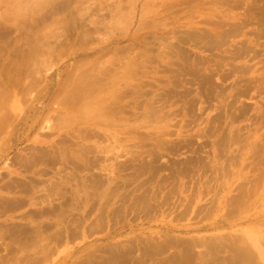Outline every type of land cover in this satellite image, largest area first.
I'll return each mask as SVG.
<instances>
[{"label": "rangeland", "instance_id": "obj_1", "mask_svg": "<svg viewBox=\"0 0 264 264\" xmlns=\"http://www.w3.org/2000/svg\"><path fill=\"white\" fill-rule=\"evenodd\" d=\"M0 264H264V0H0Z\"/></svg>", "mask_w": 264, "mask_h": 264}, {"label": "bare ground", "instance_id": "obj_2", "mask_svg": "<svg viewBox=\"0 0 264 264\" xmlns=\"http://www.w3.org/2000/svg\"><path fill=\"white\" fill-rule=\"evenodd\" d=\"M212 39H213V37H212ZM187 58V57H186Z\"/></svg>", "mask_w": 264, "mask_h": 264}]
</instances>
